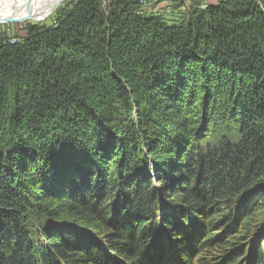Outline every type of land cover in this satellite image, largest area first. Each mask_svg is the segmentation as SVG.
Returning <instances> with one entry per match:
<instances>
[{
  "label": "trees",
  "instance_id": "16d2710c",
  "mask_svg": "<svg viewBox=\"0 0 264 264\" xmlns=\"http://www.w3.org/2000/svg\"><path fill=\"white\" fill-rule=\"evenodd\" d=\"M65 1L0 34V264H264V0Z\"/></svg>",
  "mask_w": 264,
  "mask_h": 264
},
{
  "label": "rangeland",
  "instance_id": "374dc122",
  "mask_svg": "<svg viewBox=\"0 0 264 264\" xmlns=\"http://www.w3.org/2000/svg\"><path fill=\"white\" fill-rule=\"evenodd\" d=\"M219 0H144V5L146 6V10L153 14H171L174 10L182 9V13L189 11L192 7L196 5L205 6L209 3H217ZM66 1H62L59 7L49 14L45 20L35 21L31 19H27L23 22H12L7 23L5 25L0 26V34H4L10 38H14L17 36L25 35V28L31 24H46L50 25L53 23L56 15L60 10L66 7ZM52 15V16H51ZM178 14L176 16H165L168 20L173 21L178 19ZM179 17V16H178Z\"/></svg>",
  "mask_w": 264,
  "mask_h": 264
},
{
  "label": "bare ground",
  "instance_id": "6f19581e",
  "mask_svg": "<svg viewBox=\"0 0 264 264\" xmlns=\"http://www.w3.org/2000/svg\"><path fill=\"white\" fill-rule=\"evenodd\" d=\"M64 0H0V19L6 18H30L35 21H42L47 18L56 10L60 3ZM52 16V15H51ZM165 246V259L166 264L174 263V256L172 260L169 256V247L166 243ZM200 261L199 257L196 258Z\"/></svg>",
  "mask_w": 264,
  "mask_h": 264
},
{
  "label": "water",
  "instance_id": "95a60500",
  "mask_svg": "<svg viewBox=\"0 0 264 264\" xmlns=\"http://www.w3.org/2000/svg\"><path fill=\"white\" fill-rule=\"evenodd\" d=\"M27 19H30V18H12L11 17V18H6V19H0V26L5 25L7 23H12V22H23Z\"/></svg>",
  "mask_w": 264,
  "mask_h": 264
}]
</instances>
